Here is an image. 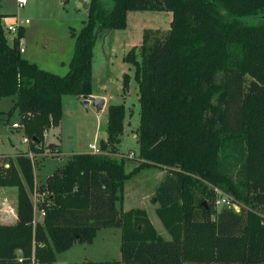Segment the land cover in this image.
I'll return each mask as SVG.
<instances>
[{
    "label": "trees",
    "instance_id": "obj_1",
    "mask_svg": "<svg viewBox=\"0 0 264 264\" xmlns=\"http://www.w3.org/2000/svg\"><path fill=\"white\" fill-rule=\"evenodd\" d=\"M139 9L171 11L173 19L167 30L145 29L127 56L139 89L138 164L127 171L130 157L117 156L126 109L111 104L108 148L74 153L47 177L38 188L46 214L36 225L32 158L0 165V186L17 187L18 215L0 224V264L33 252L55 264L56 252L108 227L121 229V259L82 264L264 263V0H90L65 74L24 57L22 27L10 42L0 10V98L17 96L29 151L58 152L46 133L61 124L63 97L93 93L98 38ZM151 167L166 171L153 201L171 239L145 209L123 208L126 182ZM216 188L239 210L217 209Z\"/></svg>",
    "mask_w": 264,
    "mask_h": 264
},
{
    "label": "rangeland",
    "instance_id": "obj_2",
    "mask_svg": "<svg viewBox=\"0 0 264 264\" xmlns=\"http://www.w3.org/2000/svg\"><path fill=\"white\" fill-rule=\"evenodd\" d=\"M0 1L1 10L6 14L4 23L22 26L25 49L23 56L48 70L65 74L69 69L68 63L75 46L73 31L79 32L84 20L88 18V10L83 7L82 1L29 0L24 6H20L18 0ZM26 19L29 21L26 22ZM172 19L173 13L167 10H129L125 27L114 30L112 34L101 35L104 38H98L94 47L92 94L106 96L107 106L98 110L92 102L85 106L83 96L63 97L61 125L46 133L48 141L58 143L56 148L58 152L52 148L48 152L35 154L32 159L36 184L31 194L34 204H39L42 198L36 190L46 182L49 175L66 163L70 155L93 152L91 144L100 145L102 140L107 141L108 108L111 104H124L126 109L124 132L119 144L120 153L117 156L130 157L127 171L138 164L140 144L137 137L141 119L139 89L135 79L136 67L127 56L134 47L136 50L143 42L145 29L167 30L171 27ZM6 33L10 42L18 34L8 29ZM16 101V95L0 98V165L5 163V166H8L9 159L15 160L17 155L29 153V143L24 141L26 137L24 127H13L15 122L22 123ZM160 175L161 171L151 167L129 179L125 185L123 208L127 211L141 207L142 201L147 207L143 209L148 210L147 213L157 231L164 238L171 239L170 233L156 212L158 205L152 201L158 185L157 176ZM0 187L7 190L10 210L11 190L15 195L17 187ZM141 190L145 195L140 196ZM217 209L220 210L221 207ZM37 218H40L38 211ZM100 230L93 242L75 243L69 249L56 252L55 264H82L87 260L121 259V229L108 227Z\"/></svg>",
    "mask_w": 264,
    "mask_h": 264
},
{
    "label": "built area",
    "instance_id": "obj_3",
    "mask_svg": "<svg viewBox=\"0 0 264 264\" xmlns=\"http://www.w3.org/2000/svg\"><path fill=\"white\" fill-rule=\"evenodd\" d=\"M28 1L29 0H18V4L20 6H24L26 3H28ZM28 21L29 20L26 19V22H28ZM4 26H5V29H8L10 32H14V33L19 32V29L21 27V26L13 25L12 23H8L7 25H6V23H4ZM19 48H20L21 52H23L25 50L24 46H23L22 37L19 38ZM13 127L14 128H20L21 127V123L15 122V123H13ZM24 141L29 142L28 138H26V137L24 138ZM90 148H91V150L94 153L103 152L101 150L100 145H97V144H94V143L90 145ZM28 155L33 159L34 156H35V153L34 152H29ZM36 191H38V190H36ZM216 191L218 192V197L216 198V201H215V205L217 207H221V208H224V207H226V208L237 207L236 200L234 199V197L232 195H230L228 193H225V192H222L219 188H216ZM37 211L40 214V218H43L45 216V214H46L44 210H40L39 209L38 204H34V220H33L34 225H36V223L38 221L42 220L40 218H37ZM17 261H18L19 264H41V262L35 257L34 252L31 254L30 257H26V256H24L23 254L20 253L18 258H17Z\"/></svg>",
    "mask_w": 264,
    "mask_h": 264
},
{
    "label": "crops",
    "instance_id": "obj_4",
    "mask_svg": "<svg viewBox=\"0 0 264 264\" xmlns=\"http://www.w3.org/2000/svg\"><path fill=\"white\" fill-rule=\"evenodd\" d=\"M0 10H1V1H0ZM2 12V10H1ZM4 14V12H2ZM173 13V12H172ZM6 16V14H5ZM5 19V17H4ZM22 27V26H21ZM159 29V28H157ZM24 53V51L22 52V54ZM27 58V57H26ZM30 60V59H29ZM32 61V60H31ZM44 68V67H43ZM46 69V68H45ZM96 95V94H95ZM98 96H101V95H98ZM104 96V95H102ZM105 99V103L103 105V108L107 106V98L106 96L103 97ZM102 108V109H103ZM61 125V124H60ZM59 125V126H60ZM59 126L57 127H52L51 129H49L47 131L50 132L51 130H55L53 128H58ZM51 142H56V141H51ZM29 143V142H28ZM31 152V151H29ZM161 171V175L157 178H158V183L162 180V178L164 177V174H165V170H159ZM142 192V190H141ZM7 193V190H3L1 187H0V224H14L17 222V219H18V215H17V193L15 194L16 195V206H14V196L13 193H15L13 190H11V209L9 210V205H10V201H9V197L6 195ZM13 195V196H12ZM142 195H145L144 192L141 193L140 196ZM153 195V194H152ZM13 197V198H12ZM153 197V196H152ZM153 201V200H152ZM141 203V207L140 208H147L146 206L143 205V202L140 201ZM156 205H158L157 203H154ZM148 211V210H147ZM41 219V218H40ZM101 231V230H100Z\"/></svg>",
    "mask_w": 264,
    "mask_h": 264
},
{
    "label": "water",
    "instance_id": "obj_5",
    "mask_svg": "<svg viewBox=\"0 0 264 264\" xmlns=\"http://www.w3.org/2000/svg\"><path fill=\"white\" fill-rule=\"evenodd\" d=\"M83 7L88 10L90 6V0H81ZM264 17V15L262 16ZM83 99L85 101V106H88L90 102H92L98 110H101L103 108V105L105 103V99L102 96H96L93 94L84 95ZM100 147L102 151H105L108 148V142L106 140H102L100 142ZM237 210H239V207H236Z\"/></svg>",
    "mask_w": 264,
    "mask_h": 264
}]
</instances>
